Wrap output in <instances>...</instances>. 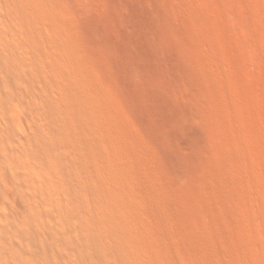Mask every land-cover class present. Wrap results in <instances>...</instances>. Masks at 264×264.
<instances>
[{
	"label": "rangeland",
	"instance_id": "374dc122",
	"mask_svg": "<svg viewBox=\"0 0 264 264\" xmlns=\"http://www.w3.org/2000/svg\"><path fill=\"white\" fill-rule=\"evenodd\" d=\"M250 3L0 0V264H258Z\"/></svg>",
	"mask_w": 264,
	"mask_h": 264
},
{
	"label": "bare ground",
	"instance_id": "6f19581e",
	"mask_svg": "<svg viewBox=\"0 0 264 264\" xmlns=\"http://www.w3.org/2000/svg\"><path fill=\"white\" fill-rule=\"evenodd\" d=\"M249 5H250V7H249L250 11L254 14H257L260 17V19L264 22V0H251V3ZM197 14L200 15V17L198 18V22H199V24H201L203 22V19H204V13H202V11H201L200 13H197ZM202 38L204 40L211 41L214 38V35L210 31H204L202 33ZM263 51H264V40H263V46L257 47L256 44L254 46H252V44L250 45V54H251L250 57H251V59L254 61L255 64L262 65L264 67V59H263L264 55L262 54ZM76 68H78V66ZM205 73L209 76H213L212 73H209L207 71ZM17 119L20 122L23 121V117L21 115H19L17 117ZM238 135H239V133H238ZM253 162L251 160H249L250 167L253 168L254 170L258 171L259 164L256 165ZM246 177H247V181L249 183H251V184L255 183L254 182L255 179L253 178V176L251 174L246 175ZM261 199L264 200L263 194H261ZM259 214H260V216H259L260 218L264 217V214L262 212H260ZM262 231H263V232H261L262 235L257 238V241L255 242V244L252 247L254 253L257 254V259L259 261L258 264H264V228H262Z\"/></svg>",
	"mask_w": 264,
	"mask_h": 264
}]
</instances>
